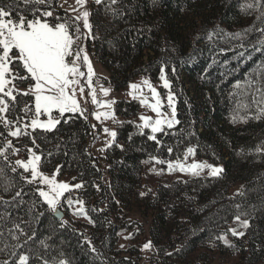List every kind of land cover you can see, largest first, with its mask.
Segmentation results:
<instances>
[{"label":"trees","instance_id":"1","mask_svg":"<svg viewBox=\"0 0 264 264\" xmlns=\"http://www.w3.org/2000/svg\"><path fill=\"white\" fill-rule=\"evenodd\" d=\"M247 2H93L87 45L109 74L105 83L121 91L141 76L160 79L163 68L180 123L149 139L150 129L138 127L140 100L121 98L114 107L120 117L117 135L102 157L92 152V122L79 113L66 114L72 119L51 132L37 130L35 145L28 137L14 139L20 153L27 154L31 147L40 152L44 172L57 170L82 184L80 198L91 223L58 219L39 197L38 183L27 184L16 176L11 192L0 190L4 200L22 190L15 203L0 204V231L7 236L8 229L19 224L29 236L35 233L32 250L49 264L61 259L70 264H141L145 232L158 264H264V117L233 122L234 115L256 112L254 89L247 81L264 84V17L257 19L256 10L246 12ZM219 30L221 35L209 39ZM245 32L242 40L227 35ZM20 99L21 108L31 102L27 96ZM245 103L248 108L237 111ZM190 147L198 159L222 165L223 172L217 177L189 174L185 180L157 175L159 165L181 160ZM9 159L14 163L13 156ZM102 160L109 184L102 180ZM4 163L0 158V166ZM236 216L248 220L249 227H242ZM229 229L245 235L233 236ZM126 232L135 242L124 248L120 241ZM24 239L21 236V242ZM41 241L49 247H42ZM8 251H0V264L12 259ZM30 264L43 261L33 256Z\"/></svg>","mask_w":264,"mask_h":264},{"label":"snow or ice","instance_id":"2","mask_svg":"<svg viewBox=\"0 0 264 264\" xmlns=\"http://www.w3.org/2000/svg\"><path fill=\"white\" fill-rule=\"evenodd\" d=\"M86 3L87 0H76L79 8L73 9V11H77L78 14L74 17H61L54 16V12L48 10L51 0H0V137H3V143L0 144V158L6 162L0 166V190L5 193L11 192L17 183L16 176H19L27 184H43L47 186V190L37 187L36 191L43 199L47 209L54 214H58L61 198L66 192H70V186L67 183L58 182L55 176L44 175L39 170L42 155L37 154L33 148L26 149L28 153L26 160L16 159L13 163L9 156L18 155L21 151L13 143L14 139L28 137L35 145L36 136L33 133L37 130L51 132L62 121L67 123L72 119V116H66V114L79 113L83 116L85 109L81 107L77 96L79 94L83 97L86 87L90 90L93 104L105 108L111 106L112 102L101 104L97 100L96 90L93 87V67L83 43L92 33V24L89 21L90 12L84 9ZM95 3L100 5L103 0H95ZM111 3L114 5L117 0H111ZM21 4H23L22 8ZM243 7L246 12L250 10L260 12V17L257 19L264 17V0H250ZM260 31L264 34V29H260ZM221 34L222 30L214 31L209 35V39L213 35ZM246 34L247 32L227 35L232 39L242 40ZM92 38L94 39V37ZM160 71L163 87L169 89L167 100L171 113L166 115L162 112L160 96L147 79L143 81V84L148 86L153 102H149L147 98L140 100L142 105L151 108L156 113L155 120L142 115L140 117L142 123L138 125L141 129H150L152 135L149 136V139L152 140H156V134L163 133L165 128L172 129L180 123L176 119L175 100L170 91V83L164 75V69L161 68ZM23 83H27L28 88L21 92L17 85ZM247 85L254 89L251 94V102L255 104L256 112L251 116L238 117L234 115L233 122H236L237 119L247 121L249 118L264 117V84L257 86L249 80ZM236 87H240L239 82ZM130 88L135 92L141 91V87L137 84H131ZM101 90L105 96L109 94L108 89L102 88ZM22 96L29 97L31 102H24V106L21 108L20 97ZM133 99H136L134 94ZM240 107L247 109L248 104L238 105L237 111ZM94 115L97 120H100L101 117L112 118V115L107 111L97 112ZM42 116L47 119L42 120ZM104 132L113 139L117 135L114 130L108 128H105ZM171 151L170 148L169 152ZM257 151L260 152L261 149L258 148ZM194 154L195 149L188 148L185 159ZM157 162L163 163L162 161ZM6 169L13 174L12 178H9ZM168 169L170 172L179 170L194 176H198L208 169V175L211 177H217L223 172L221 167L206 163L185 164L179 161L169 162ZM25 173L29 175H24ZM73 187L78 189L82 185L76 184ZM21 195L22 190L16 191L11 200H4L0 197V204L15 203L17 197H21ZM67 203L70 207L73 203L79 205L75 212L76 215H86L83 201H73L68 198ZM0 219L3 217L0 216ZM234 219L242 227H249L248 220H241L240 216H236ZM229 231L236 237L245 235L244 232H239L236 229H229ZM21 236L25 237L22 242ZM218 239L222 240L226 246H231L226 236H220ZM13 241L15 243H12ZM0 243H3V248H0V251L9 250L8 254L12 257L11 260H5L4 264H30L33 256L41 259L43 264H49L48 260L43 259L32 250L35 233L29 236L20 228L19 224L9 228L7 236L0 231ZM40 243L44 248L49 247L43 241ZM144 247L149 248L150 242L146 243ZM21 249H27V251H20ZM58 264H70V261L61 259Z\"/></svg>","mask_w":264,"mask_h":264},{"label":"rangeland","instance_id":"3","mask_svg":"<svg viewBox=\"0 0 264 264\" xmlns=\"http://www.w3.org/2000/svg\"><path fill=\"white\" fill-rule=\"evenodd\" d=\"M95 2V0H87L86 5L84 6V9L88 10L90 12V17H89V21L91 23V4ZM79 6L76 4V0H51V5L48 8V10H51L54 12V16L55 15H59L61 17H74L75 15L78 14L77 11H73V9H78ZM84 9H80L81 11ZM51 19V18H49ZM82 24V22H81ZM83 30V29H82ZM83 31H87V30H83ZM91 37V36H90ZM89 39V38H88ZM86 39L83 43L84 46L86 48L87 54L89 56V59L92 63V67H93V87L96 90V98L98 101L101 102V104H103L104 102H112L111 106L108 108L105 107H100L96 104L92 103V97L90 94V90L86 87L85 88V93L83 95V97H81L79 94L77 96L81 107L85 109L84 112V116H87L88 119H90V121L92 122L93 125H95L94 128V132H95V139L93 140V145H92V152L98 156V157H102L104 155L105 149L111 144L113 143L114 139L112 137H110L107 133L104 132L105 128H108L110 130H116V124L117 122L120 120V117H118L115 114L114 111V107L115 104L117 102V100L121 99V98H126V99H133V94L136 95V99L141 100L142 98H147L149 102H153L152 98H151V93L148 89V86L143 84V81L145 79H147L151 86L153 88L156 89V92L159 94L160 99L162 101V112H164L166 115H169L171 113V108L168 107V94H169V89H165L163 87V81L161 79L158 80H152L149 77H145V76H141L139 78H137L132 84H137L141 87V91L140 92H135L133 89L129 87H127L126 89H123L121 91H117L115 90L111 85L106 84L105 83V78L109 77L108 72L96 61V59L94 58L93 53L90 51L88 45H87V40ZM84 71H86V69H83ZM83 83V81H82ZM17 87L21 90V92L26 91L28 87L26 88H22L19 87V84L17 85ZM108 89L109 90V94L107 96H105L103 94V91L101 89ZM171 91V88H170ZM133 93V94H130ZM172 93V91H171ZM173 95V94H172ZM175 109H176V105H175ZM109 112L112 115V118L109 119H105L103 117H101L100 120H97L95 118V113L97 112ZM147 116V117H151L153 120L156 119V113H154L151 108L142 105V110L140 112V115L138 116V124L140 125L142 123V121L140 120L141 116ZM42 120H46L47 117H41ZM18 144H15V146H17ZM19 148V147H18ZM33 148L37 154L40 155V152L37 151V149ZM193 148V147H190ZM14 157V161L16 159H21V160H26L28 158V153L27 154H23V153H19L18 155H11ZM177 161L185 163V164H191V163H206L208 165H212V166H217V167H221L222 165L220 164H215L213 162H210L206 159H198L196 157V155H190L187 157V159H185V154L183 156V158L181 160H172V161H168L165 164L159 165V167L156 168V172L157 175L163 174L164 177H169L172 178L174 180H185L187 175L191 174V173H186V172H180L179 170H173V171H169L168 169V163L172 162V163H176ZM102 167L104 170L103 173V177L102 180L106 183L109 184V174L107 172V163L105 161L102 160ZM39 170L43 172L44 175H48V176H55V178L57 179L58 182H62V183H67L70 186V192H66L64 194V196L61 198V205L59 207V210L64 214L63 216V220L64 221H76L82 224H90L91 223V217L89 215V211L87 208L86 203L80 198V189L81 188H75L73 187L76 184H81L80 182H76L73 183L72 179L73 177L65 174V175H59L58 171H53V172H44L41 169V161L39 164ZM200 175H208V169H205L203 172H201ZM158 182V181H157ZM158 183H154L151 186H155ZM39 187H43L45 188V190H47V186L38 183ZM82 185V184H81ZM71 198L73 201L76 200H81L83 201V208L85 210L86 215H76L75 212L78 209L79 205L73 203V205L70 207L67 203V199ZM233 228V227H232ZM243 232V231H240ZM131 232H126V233H122L121 235V241H120V246L126 248L127 246H132V244H134L135 242V238H133ZM142 260H141V264H158L155 262V258L152 257V246H151V242L149 240V235L148 232H145V234L142 236ZM150 242V247L149 248H145L144 245L146 243ZM217 264H221V263H217ZM222 264H229V263H222Z\"/></svg>","mask_w":264,"mask_h":264},{"label":"water","instance_id":"4","mask_svg":"<svg viewBox=\"0 0 264 264\" xmlns=\"http://www.w3.org/2000/svg\"><path fill=\"white\" fill-rule=\"evenodd\" d=\"M58 219H62L64 214L59 210L58 214H55Z\"/></svg>","mask_w":264,"mask_h":264}]
</instances>
